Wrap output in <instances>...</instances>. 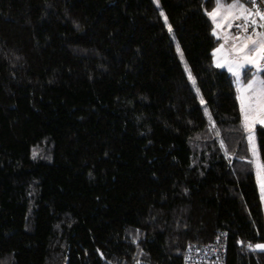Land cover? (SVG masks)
I'll list each match as a JSON object with an SVG mask.
<instances>
[{"label": "trees", "instance_id": "16d2710c", "mask_svg": "<svg viewBox=\"0 0 264 264\" xmlns=\"http://www.w3.org/2000/svg\"><path fill=\"white\" fill-rule=\"evenodd\" d=\"M214 5L0 0V264H183L221 236L225 264H264Z\"/></svg>", "mask_w": 264, "mask_h": 264}, {"label": "rangeland", "instance_id": "374dc122", "mask_svg": "<svg viewBox=\"0 0 264 264\" xmlns=\"http://www.w3.org/2000/svg\"><path fill=\"white\" fill-rule=\"evenodd\" d=\"M207 15L218 40L212 51V62L231 76L249 144V160L253 165L264 212V165L259 159L255 134L257 125L264 126V76L261 74L264 66V32L257 23L261 14L252 11L246 0H215L213 9ZM253 24L257 26L256 33L250 38H242L238 30ZM177 51L185 72L192 80L178 47ZM256 245H264V242L253 246L254 249L264 250Z\"/></svg>", "mask_w": 264, "mask_h": 264}, {"label": "built area", "instance_id": "2783aa9c", "mask_svg": "<svg viewBox=\"0 0 264 264\" xmlns=\"http://www.w3.org/2000/svg\"><path fill=\"white\" fill-rule=\"evenodd\" d=\"M252 11L261 14L259 26L264 23V0H247ZM246 25V22L243 21ZM237 28V27H236ZM238 29V28H237ZM257 31L255 24L238 30L242 38H250ZM226 242L223 236L208 243H190L185 250L183 264H225Z\"/></svg>", "mask_w": 264, "mask_h": 264}, {"label": "snow or ice", "instance_id": "6c2138e0", "mask_svg": "<svg viewBox=\"0 0 264 264\" xmlns=\"http://www.w3.org/2000/svg\"><path fill=\"white\" fill-rule=\"evenodd\" d=\"M230 7H232V5H230ZM262 18H264V17H262ZM249 87H251V85ZM256 247L260 248V249H264V245H256Z\"/></svg>", "mask_w": 264, "mask_h": 264}, {"label": "water", "instance_id": "95a60500", "mask_svg": "<svg viewBox=\"0 0 264 264\" xmlns=\"http://www.w3.org/2000/svg\"><path fill=\"white\" fill-rule=\"evenodd\" d=\"M260 29H261L262 31H264V23H262V24L260 25Z\"/></svg>", "mask_w": 264, "mask_h": 264}, {"label": "crops", "instance_id": "0c3cea01", "mask_svg": "<svg viewBox=\"0 0 264 264\" xmlns=\"http://www.w3.org/2000/svg\"><path fill=\"white\" fill-rule=\"evenodd\" d=\"M261 30V29H260ZM264 32V31H263Z\"/></svg>", "mask_w": 264, "mask_h": 264}]
</instances>
